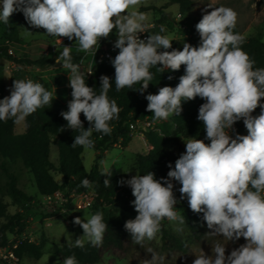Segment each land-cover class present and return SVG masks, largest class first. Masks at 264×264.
Returning a JSON list of instances; mask_svg holds the SVG:
<instances>
[{
	"label": "clouds",
	"instance_id": "1",
	"mask_svg": "<svg viewBox=\"0 0 264 264\" xmlns=\"http://www.w3.org/2000/svg\"><path fill=\"white\" fill-rule=\"evenodd\" d=\"M141 0H0V21L7 24L13 13L22 12L28 25L45 29L52 37L75 40L78 51L91 52L101 38H108L117 30L114 47L119 49L112 60L115 69L117 91L134 84L146 90L153 79L152 67L178 71L185 66V74L179 77L175 87H160L158 93L148 94L147 111L154 120H166L172 114L179 115L182 101L200 97L197 119L206 131L205 143L189 138L186 150L168 165L167 178L163 182L154 173L136 174L121 185L131 188L135 197L132 204L138 213L125 222L133 243L143 246L145 241L156 239L161 222L185 223V217L175 210L177 200L174 183L181 187V199L187 198L192 212L203 215L207 228L205 235L222 237L225 243L212 245V255L201 249L192 264H264V68L254 69L255 61L241 45L244 37L234 33L238 13L225 6L214 7L206 12L195 25L200 43L194 47L183 44L182 50L172 49V41L159 33L149 35L147 40L138 34L148 28L147 16L139 12ZM165 31L161 26L160 32ZM26 36L32 35L27 30ZM72 47L64 46L56 57V63L68 73L72 99L68 110L61 112L67 128L76 131L73 148L81 146L92 149L93 132L111 133L110 122L118 119L120 108L108 92L112 81L106 75L100 77L99 94L88 86L79 64L73 63ZM88 74H91L89 72ZM171 78V77H170ZM53 93L39 82L31 79L14 80L9 96L0 99V121L13 119L16 124L37 109L51 104ZM261 112L253 116L258 108ZM83 113L89 122L84 128ZM243 120L247 135L229 134L236 122ZM101 175L107 177L103 184L111 186L113 173L110 166L101 161ZM128 173V172H126ZM82 186L92 187L87 179ZM85 220L76 217L74 224L83 229V235L69 240L70 248H83L85 243L100 246L108 225L103 213L97 211ZM182 231L181 229H177ZM243 237L246 243L226 255L225 245ZM151 259L141 264H164L165 257L148 248ZM63 264H78L75 255L63 260Z\"/></svg>",
	"mask_w": 264,
	"mask_h": 264
},
{
	"label": "trees",
	"instance_id": "2",
	"mask_svg": "<svg viewBox=\"0 0 264 264\" xmlns=\"http://www.w3.org/2000/svg\"><path fill=\"white\" fill-rule=\"evenodd\" d=\"M264 4V0H263ZM168 5H178L179 12L177 15H185L192 10L193 0H170ZM155 9L154 7L142 8V10ZM160 10L163 18L165 13ZM202 16L197 17L186 28L182 29L181 24L173 18L168 23L171 29L179 28L180 31L187 36L186 43L194 47H198L200 37L195 29V25L202 19ZM157 24L154 33L164 35L160 32L162 19L155 21ZM234 33L239 34L237 25L234 28ZM244 42L241 45L242 49L248 53L250 58L255 61L254 69L264 68V41L260 34L252 37H244ZM0 39L9 40L16 44H21L22 39L17 23L12 17L9 18V23L5 24L0 21ZM54 41V40H53ZM182 50L183 44L172 45V49ZM62 52L60 50L55 56L47 55L43 59H19L17 62L23 65L45 68L56 63V57ZM73 63H78L82 53L80 51H72ZM9 55L6 48L0 53V99L5 97V82H4V60H7ZM112 60H107L96 69L93 78L85 79V82L90 87H94L97 94L100 92L101 81L100 77L106 75L112 81V87L108 92L109 99H114L120 108L118 119H113L110 122L112 131L108 135L99 132H93L91 139L94 141L92 150L95 152L94 166L91 171H87L84 167L81 155L83 147L77 146L73 148L74 137L79 135V130L73 131L67 128V121L63 119L61 112L68 110L66 105L60 104L53 97L51 104L45 105L37 109L33 114H30L25 119V131L16 133V123L13 119L0 121V168L8 177L7 194L15 200L21 202H29L31 199L17 186V177L10 172L8 164L21 163L23 167L29 170L33 175L36 188L41 196L51 195L56 191H64L66 193L76 190L78 192H87L93 190L97 197L89 209L91 214L97 211L103 213L104 222L108 225L104 233L103 242L100 246H92L90 243H85L83 248H70L68 243L61 245L53 244L50 248V253L58 256L62 260L75 255L78 264H96L103 258V252L113 249L128 251L132 246L130 233L125 229V222L117 214V209L114 204L124 198L127 191L126 184L121 185L118 182L125 180L124 172L121 168L111 167L113 173L111 186L105 187L103 181L107 178L101 175L98 161L103 158V154L119 145L123 148L129 146L133 139L134 126L137 121L146 119L156 122L157 130L146 129L140 131L150 145V149L143 154H138L135 159V170L139 175H146L149 172L154 173L155 178L163 182L162 178H167V173L170 170L168 165L171 164L174 168L175 161L185 152L184 148H179L175 151L172 147L178 144L180 137L203 139L206 137V131L203 122L197 119L198 110L201 104L206 101L200 97H196L190 101H182V111L179 115L172 114L167 121L154 120L151 112L147 109L146 96L148 94H156L160 87L171 86L175 87L179 83V77L185 74V66H181L178 71L164 69L161 72L157 67H152L150 71L153 74V79L146 90L141 91V84H134L131 88H123L120 91L115 87V69L112 65ZM171 77V78H170ZM21 79V78H19ZM17 79V80H19ZM43 87L52 92L47 82H42ZM72 91V89H71ZM72 97H70V100ZM69 100V101H70ZM264 104V98L261 100ZM261 108L258 107L253 116H258ZM81 120L84 128L87 129L89 122L81 113ZM241 132V128H239ZM240 135H247L242 134ZM55 146L58 152L57 162L51 160V147ZM55 174L63 176V181L59 182L55 178ZM87 178L92 187L86 188L82 186V180ZM126 181V180H125ZM174 183V195L177 200L176 205L185 217V223L191 232L195 241H201L209 232L206 222L203 220L202 214L192 212L188 205L187 198L181 199L179 188L181 185L178 182ZM3 190L0 187V247L8 248L12 251L17 259V264H22L24 258L39 260L45 253L46 241L32 242L27 239L21 240L14 248L9 246L8 233L21 232L24 226V213H8V206L1 198ZM110 206L111 209H106ZM57 212L51 213L49 216H55ZM72 207L69 211L63 213L64 218L70 224H74L72 217ZM76 225V224H74ZM83 231V229L81 228ZM2 264H8V261L0 258Z\"/></svg>",
	"mask_w": 264,
	"mask_h": 264
},
{
	"label": "rangeland",
	"instance_id": "3",
	"mask_svg": "<svg viewBox=\"0 0 264 264\" xmlns=\"http://www.w3.org/2000/svg\"><path fill=\"white\" fill-rule=\"evenodd\" d=\"M170 0H141L137 6L139 12L146 14L147 21H157L162 19L161 23L164 27V35L172 41V45L184 44L187 41L185 36L179 28L171 29L168 23L172 18L181 24L188 27L197 17L206 14L213 10L209 8V3L214 7L225 6L234 9L238 13L237 27L239 34L243 37H252L257 34L262 36L264 41V4L263 0H193L192 10L189 13L179 17L178 5H168ZM154 7L155 9L142 10V8ZM166 7L162 11L165 13V18L161 14V8ZM17 23L22 43L17 54L19 59H43L49 54V45L58 39L45 34L43 28H33L28 25L22 12H15L11 16ZM27 30L32 32V35L26 36ZM117 33L113 29L108 38H112ZM31 79L34 82L42 84L43 81L47 82L53 93V97L62 105H66L71 97V87L69 82L68 73L62 68L61 64H51L45 68H38L30 65H23L17 63L16 68H8V63L4 60V82H5V97L10 95L13 82L17 79ZM146 130L141 124L135 127L133 132V139L128 147L123 148L116 145L114 148L106 151L103 158L99 159V170L102 171L101 161L106 165L116 168H121L125 175V180L135 176V159L138 154L146 153L150 147L145 137L140 134V131ZM16 133H23L25 131V121L16 124ZM189 138L180 137L178 144L172 148L177 151L180 147L186 150V141ZM193 139V138H192ZM184 140V141H183ZM205 143L210 141L203 138ZM51 160L57 162L58 152L55 146L51 147ZM84 167L87 171H91L94 166L95 152L92 149H85L81 155ZM10 172L14 173L17 177V186L25 193L31 200L29 202H21L15 200L12 196L7 194L8 177L3 173L0 168V187L3 192L1 198L8 206V213H24L25 220L22 231L19 233H8L9 246L18 243L21 240H29L32 242H40L45 239L46 247L45 253L41 259L35 260L24 258L22 264H63V260L58 256L50 253V248L53 244L61 245L67 243L69 240L75 241L83 235V231L79 225L70 224L62 212L48 207L43 201L42 196L39 194L33 175L28 169L23 167L21 163L8 164ZM128 172V173H126ZM57 181L62 182L63 176L55 174ZM127 186V185H126ZM127 191L124 198L119 199L114 207L118 210L119 217L126 222L129 219H134L138 214L135 211L132 201L135 197L132 195L131 188L127 186ZM176 211L179 215L183 216L180 209L175 205ZM106 209H111L110 206ZM89 208L74 210L72 209V217H80L85 220V213L87 216L92 215ZM57 212L55 216H49L51 213ZM178 231L177 229H181ZM210 231V230H209ZM217 242L223 244L222 237L205 236L201 241H195L191 235L190 230L186 223L180 225L176 221H168L166 218L161 222L160 232L157 234L156 239L152 241H145L143 246L133 243L128 251L113 249L103 252V258L96 264H141L144 259H151V253L147 251L148 248L153 249L158 254L165 257L164 264H192L196 255L200 254L201 249L206 255H212V245ZM246 243L245 239L241 237L239 240L229 241L226 243V255L230 254L233 249L238 248L240 245ZM7 255L8 248L0 252ZM3 258V257H1ZM8 264H17L15 259L9 258ZM0 264H2L0 262Z\"/></svg>",
	"mask_w": 264,
	"mask_h": 264
},
{
	"label": "built area",
	"instance_id": "4",
	"mask_svg": "<svg viewBox=\"0 0 264 264\" xmlns=\"http://www.w3.org/2000/svg\"><path fill=\"white\" fill-rule=\"evenodd\" d=\"M181 17V15H178ZM148 28L146 32L139 33L138 36L140 39L147 40L149 35L155 34L154 30L157 27L155 21L147 22ZM182 29H186L187 27L182 26ZM117 33L112 38H101L99 44L95 46V48L91 52H83L82 56L79 60V71L84 74L85 79L93 78L95 76L96 69L100 67L107 60L115 58L118 54L119 49L115 48V42L117 40ZM20 44L13 43L9 40H1L0 39V53H2V49L6 48V52L9 55L7 58L8 68L14 69L17 66V60H19V56L17 54V49H19ZM64 46L72 47V51H78V46L75 43V40H68L66 37H61L60 39H56L49 45V54L55 56L60 50H63ZM41 68V67H38ZM91 72V74H88ZM161 121H167L161 120ZM139 124L143 125L145 129L157 130L156 122L150 121L148 119L144 121H137L134 128ZM241 128V132L239 130ZM247 134V129L244 126L243 120L236 122L233 126V129L230 130L229 134L235 138L237 134ZM97 194L95 191L90 190L87 192H78L76 190H72L68 193L64 191H56L51 195L42 196L43 201L46 203L48 207H51L54 210L65 213L69 211L70 206L74 210L86 209L92 207ZM17 243L13 245L15 248ZM5 248L0 247V252ZM2 259L9 260V258H13L17 260L12 251L8 249L7 255H2ZM0 257V258H1Z\"/></svg>",
	"mask_w": 264,
	"mask_h": 264
},
{
	"label": "crops",
	"instance_id": "5",
	"mask_svg": "<svg viewBox=\"0 0 264 264\" xmlns=\"http://www.w3.org/2000/svg\"><path fill=\"white\" fill-rule=\"evenodd\" d=\"M149 147H150V145H149Z\"/></svg>",
	"mask_w": 264,
	"mask_h": 264
}]
</instances>
